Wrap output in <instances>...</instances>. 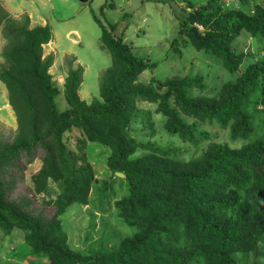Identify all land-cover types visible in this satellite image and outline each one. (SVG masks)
<instances>
[{
	"label": "trees",
	"instance_id": "trees-1",
	"mask_svg": "<svg viewBox=\"0 0 264 264\" xmlns=\"http://www.w3.org/2000/svg\"><path fill=\"white\" fill-rule=\"evenodd\" d=\"M215 1L219 0H209L189 12L191 24L199 23L208 30L200 32L195 25L190 34L199 50L221 53L230 67L235 61L231 44L241 30L264 39V8L257 6L251 15L243 10H219ZM94 17L113 60V66L100 78V92L107 105L88 104L81 98L84 69L79 66L70 69L65 83L70 109L59 112L50 74L54 56L44 57L43 48L53 38L51 26L30 28L29 19L20 24L2 14L0 23L7 22L9 43L0 80L9 90L19 127L11 143L0 134V229L5 235L13 229L22 230L26 242L49 257L47 264H246L245 257L235 255L247 257L264 245V136L252 139L256 128L247 110V104L258 101L252 97L260 89V77L264 79V63L227 84L220 98L211 101L186 97L184 81H169L186 115L217 120L224 128L232 122V137L249 143L234 149L212 144L202 159L186 165L162 163L151 156L132 159L139 143L127 133L135 114L131 100L157 101L165 94L157 86L144 89V84L135 83L137 76L151 67L149 62L136 56L123 36H116V24L98 13ZM158 111L170 115L168 127L175 126L186 141L196 143L195 125L186 124L179 112L164 102ZM73 126L83 127L90 141L112 148L110 168L123 172L130 186L129 195L118 202L119 215L136 228L120 246L88 256L70 247L61 221L71 205L88 203L94 181L92 166L80 163L62 141L64 132ZM41 147L44 162L33 178L35 192L47 195L51 182L62 192L48 202L55 209L50 219L9 201L5 193L11 182L5 180L8 171L3 169L10 157Z\"/></svg>",
	"mask_w": 264,
	"mask_h": 264
},
{
	"label": "rangeland",
	"instance_id": "rangeland-1",
	"mask_svg": "<svg viewBox=\"0 0 264 264\" xmlns=\"http://www.w3.org/2000/svg\"><path fill=\"white\" fill-rule=\"evenodd\" d=\"M208 1L90 0L84 3L80 0H0V19L2 14H6L11 21L20 24L29 19L30 28L51 26L53 38L43 48L44 57L54 56L50 74L59 112L70 109L65 96V83L70 69L79 66L84 69V85L79 90L81 98L88 104L100 102L99 106L107 105L100 92V78L113 66V60L94 13L116 24V36H123L135 55L145 58L151 66L137 76L135 83L144 84V89L161 86V94H165L157 101L143 97L131 100V109L135 114L128 123L127 133L139 143L131 157L151 156L162 163L171 161L186 165L202 159L212 144H224L234 149L241 148L250 140L234 139L232 122L224 128L217 120H201L186 115L177 103L178 92L172 89L169 81H184L186 97L211 101L220 98L227 84L238 81L253 66L264 63V39L254 37L244 29L231 44L235 61L230 67L221 53L196 47L190 30L197 24H191L188 14L205 6ZM111 4L115 7H110ZM214 4L219 10H243L251 15L255 14L257 6L264 8V0H219ZM126 13L130 15L125 17ZM6 26L7 22L3 20L0 23V71L7 65L3 54L9 43L5 35ZM197 26L200 32H208L205 26L199 23ZM101 41H104L103 49ZM259 86V91L252 97L258 99L256 105L247 104L251 122L256 128L252 139L264 136L263 77L259 79ZM161 102L176 109L186 124L195 125L198 130L196 143L186 141L182 134L175 131V126L168 127L171 117L158 111ZM18 127V114L10 102L9 90L0 80V134L11 143ZM62 141L80 163H89L94 172L88 203L71 205L61 217L70 247L88 256L120 246L123 239L136 232V228L128 225L119 215L118 202L129 195L130 186L125 176L117 175L118 172L110 168L112 148L90 141L83 127L79 126L64 132ZM44 153L41 147L10 157L3 169L8 171V175H4L5 180L11 182L10 188L6 186L5 193L9 201L50 219L55 209L48 202L58 198L62 192L53 182L47 195L35 192L33 178L42 169ZM39 210L41 213H38ZM25 234L20 229H13L11 234L5 235L0 229V264L48 263L49 257L35 251L26 242ZM235 256L245 257L246 264H264V245L247 257L241 254Z\"/></svg>",
	"mask_w": 264,
	"mask_h": 264
},
{
	"label": "water",
	"instance_id": "water-1",
	"mask_svg": "<svg viewBox=\"0 0 264 264\" xmlns=\"http://www.w3.org/2000/svg\"><path fill=\"white\" fill-rule=\"evenodd\" d=\"M80 1H81V2H84V3H87V2H89L90 0H80ZM113 6H114L113 4L110 5V7H113ZM157 87H158V89L161 91V87H160V86H157ZM117 175L122 176V177L125 176L123 173H120V172H118Z\"/></svg>",
	"mask_w": 264,
	"mask_h": 264
},
{
	"label": "crops",
	"instance_id": "crops-1",
	"mask_svg": "<svg viewBox=\"0 0 264 264\" xmlns=\"http://www.w3.org/2000/svg\"><path fill=\"white\" fill-rule=\"evenodd\" d=\"M114 7H115V5H114ZM47 24V23H46ZM41 25V24H40ZM74 41H76V40H74ZM100 46H101V48L103 49L104 47V43L101 41V43H100ZM108 50V49H107ZM111 67V66H110ZM84 85V84H83Z\"/></svg>",
	"mask_w": 264,
	"mask_h": 264
}]
</instances>
